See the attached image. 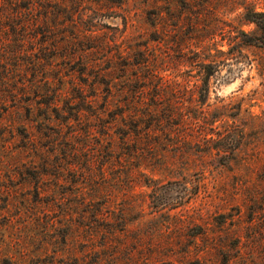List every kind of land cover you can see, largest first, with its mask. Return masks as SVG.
Instances as JSON below:
<instances>
[{"label":"rangeland","instance_id":"rangeland-1","mask_svg":"<svg viewBox=\"0 0 264 264\" xmlns=\"http://www.w3.org/2000/svg\"><path fill=\"white\" fill-rule=\"evenodd\" d=\"M252 12L0 0V264H264Z\"/></svg>","mask_w":264,"mask_h":264},{"label":"trees","instance_id":"trees-1","mask_svg":"<svg viewBox=\"0 0 264 264\" xmlns=\"http://www.w3.org/2000/svg\"><path fill=\"white\" fill-rule=\"evenodd\" d=\"M252 14L253 17L252 16L247 17L248 21L254 22L261 29V31L264 32V12H252ZM248 43H252V41ZM211 74L212 71L207 72L206 78H208Z\"/></svg>","mask_w":264,"mask_h":264}]
</instances>
